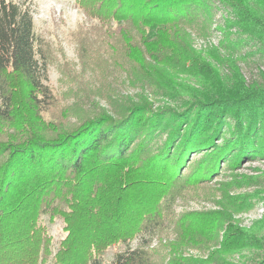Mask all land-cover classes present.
Returning a JSON list of instances; mask_svg holds the SVG:
<instances>
[{"label": "trees", "instance_id": "16d2710c", "mask_svg": "<svg viewBox=\"0 0 264 264\" xmlns=\"http://www.w3.org/2000/svg\"><path fill=\"white\" fill-rule=\"evenodd\" d=\"M79 5L106 26L116 23L127 69L116 73L117 88L105 96L110 112L64 129L53 112L49 64L33 12L23 2L0 0V120L11 119L23 82L27 103L57 123L0 136V264H106L104 253L113 245L124 250L112 264L166 258L167 264H226L244 249L252 255L247 264H264V233L231 223L221 236H187L194 225L207 232L206 225L174 209L189 189L208 185L242 159L264 155V72L261 82H247L237 57L244 51L264 58V0ZM217 31V45L196 47V38ZM226 64L231 76L222 72ZM130 88L134 95L126 94ZM155 99L166 102L155 106ZM223 198L222 208L241 203L240 196ZM209 214L216 217L210 230L218 233L226 214ZM46 217L63 222L56 249ZM168 229L177 230V237L151 247ZM211 243L217 248L205 260L181 252Z\"/></svg>", "mask_w": 264, "mask_h": 264}, {"label": "rangeland", "instance_id": "374dc122", "mask_svg": "<svg viewBox=\"0 0 264 264\" xmlns=\"http://www.w3.org/2000/svg\"><path fill=\"white\" fill-rule=\"evenodd\" d=\"M30 6L36 33L43 44V49L49 64V85L55 96L54 111L62 122L60 127L67 129L71 125L78 124L79 118L94 113L110 112V107L105 96L116 87V73H122L127 66L123 56L125 52L119 50V41H116V23L106 26L81 8L79 0H16ZM218 13L217 20H222ZM222 38L219 31L209 38H196L195 45L198 49L214 44ZM250 46L244 50L250 51ZM238 57V65L247 82H261L260 71L264 72V58L258 53ZM135 56H139L138 53ZM122 63V64H121ZM222 72L231 76L232 69L226 64L221 67ZM123 70V71H122ZM124 77V76H122ZM125 88H128V84ZM118 86H122L120 83ZM131 86V85H130ZM126 94L134 95L135 91L130 88ZM27 88L20 82V91L15 94V105L10 120H0V136L6 137L18 134L17 130L25 128L40 130L44 126L43 121H49L57 126L52 115L45 111L32 108L27 103ZM26 101V102H25ZM155 106L165 104L164 100H152ZM113 112V111H112ZM224 167H226L224 165ZM223 167V168H224ZM222 176L211 181L204 187H194L188 190L184 197L179 198L174 209L178 215L187 212L199 216L197 224L206 225L207 232L201 231L198 226H193L187 236L196 233H209L211 237L223 235L224 230L231 223L238 224L254 234L262 236L264 233V155H258L249 159H242L233 166L223 169ZM228 184L225 188L224 184ZM240 196L241 203L238 207L228 209L221 207L225 200L224 194ZM224 211L226 214L221 218V226L218 233L211 228L212 221L216 217L209 214L213 211ZM45 222L49 233L53 236L55 245L64 236L63 222L56 219ZM208 226V227H207ZM177 231V230H176ZM174 229H168L155 238L151 247L158 244H170L177 237ZM258 236V237H259ZM222 239V237H220ZM140 239H136L135 246ZM207 245L205 248L185 247L181 250L183 256H189L196 260H205L208 253L214 251L215 246ZM124 250V246L113 245L104 253L106 264H112V259L118 251ZM208 252V253H207ZM249 249L236 252L227 258L226 264H247L251 257ZM171 257V256H170ZM170 258H166L157 264H167ZM215 263V262H214ZM220 264V263H216ZM221 264H224L221 262Z\"/></svg>", "mask_w": 264, "mask_h": 264}]
</instances>
